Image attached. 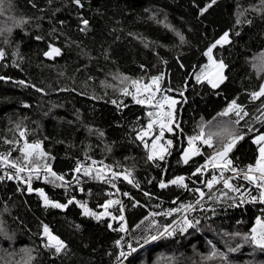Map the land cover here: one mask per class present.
I'll use <instances>...</instances> for the list:
<instances>
[{"label":"trees","instance_id":"1","mask_svg":"<svg viewBox=\"0 0 264 264\" xmlns=\"http://www.w3.org/2000/svg\"><path fill=\"white\" fill-rule=\"evenodd\" d=\"M81 5L0 0V50L5 53L0 59V154L23 164L25 141L41 142L47 153L35 159L41 171L32 179V192L22 178L0 180V264H264V250L243 239L256 218H264L259 198L264 189L243 174L235 179L259 192L255 201L241 202L222 186L206 193V181L221 169L208 162L201 173H193L218 150L216 138L214 147L187 164L182 161L189 137L201 128L207 136L236 120L232 113L218 115L234 99L248 115L233 125L244 138L228 157L246 169L259 155L254 140L264 134V98L253 101L250 93L264 84V0H81ZM225 32L230 42L212 52L226 65L225 80L213 88L196 77L207 68L208 48ZM52 45L60 52L48 60L44 53ZM153 76L161 77L159 90L152 87L155 100L177 101L171 106L173 131L164 129L160 139L172 141L170 147L164 144L171 154L163 161L147 158L160 123L139 139L152 103H137L141 99L132 84H150ZM125 88L131 95L124 94ZM44 164L64 180L45 179ZM109 167L121 170L122 203L109 206L111 216L97 220L75 201L96 213L105 211L106 201H116L106 182ZM86 168L91 176L84 175ZM97 170H103L104 179L92 178ZM128 171L133 183L121 177ZM176 176H184L188 187H159L161 180ZM196 188L205 193L202 199ZM36 189L50 200L74 202L66 209L45 206ZM188 204L195 210L183 207ZM185 217L195 226L181 231ZM44 225L67 246L60 253L45 247ZM167 225L175 233L159 236ZM153 235L159 238L144 243ZM129 245L136 250L129 253Z\"/></svg>","mask_w":264,"mask_h":264},{"label":"snow or ice","instance_id":"2","mask_svg":"<svg viewBox=\"0 0 264 264\" xmlns=\"http://www.w3.org/2000/svg\"><path fill=\"white\" fill-rule=\"evenodd\" d=\"M74 2L81 6V0H74ZM213 3H215V0H212ZM206 9H202L201 11H204ZM83 25L87 26L89 21L88 20H83L82 21ZM11 31V29H9ZM181 40H183V37L181 36ZM229 33L225 32L218 40L215 41L207 50L205 55L209 56V59H212V52L213 49H215L217 46H222L224 44L229 43ZM60 50L58 48H51L50 52L45 53L46 56L54 54H59ZM5 56V53L3 50H0V59H2ZM226 67L222 61H220L218 64H216V68L218 71L216 72L215 76L212 78H209L205 76L204 78L207 79L208 83L211 84L213 88L219 87L221 83L224 82L225 77L223 75V69ZM261 71H264V63L261 64ZM125 80L128 79L127 77L124 78ZM196 79L199 81L201 79L200 76H197ZM161 80L160 76H153L151 77V83L150 84H144L142 86L139 85V81H132L133 86L136 87L137 93L141 91V88L143 91L147 94L145 100H136L137 103H149L153 96L155 95V92L152 90L153 85L156 86V90H159V81ZM20 83H24L23 81H20ZM124 94L125 95H131V93L128 91L127 88L124 89ZM250 97L253 101L255 100H261L264 98V84H261L259 89L256 91H253L250 93ZM177 103L176 100L170 98V97H165L163 102H157L155 105L156 107H163L164 104L169 105L171 107L172 105H175ZM262 109H264V100H262ZM230 113L234 114L236 116V120L234 122H226L222 125L218 126V130L215 132H209L207 136H205L203 128H201V132L198 136H193L188 138V148L183 150V155H182V161L184 164L189 163L190 159L193 156L201 155V150L199 147L196 146V142H201L202 144L206 145L209 148L214 147L213 145V140L214 138L219 140V148L218 150L214 151L212 156L209 158V162L211 163L212 168H219L221 169V175L220 177L213 176L211 179L206 181V187L211 190L213 186L217 183L220 182L221 179H223V185L225 188L232 189L233 191H238L237 188H235L231 183H230V178H223V171L225 169H229L232 172H237V169L232 166V161L228 159V154L232 151V149L235 147L236 143L240 140H242L244 137L243 135H239L237 133V129L233 126L238 125L242 119H244V116L248 115L247 112L243 111L241 105L237 103V101L234 99L232 102L228 105V107L218 115L220 116H228ZM152 113H149V116H151ZM164 117L167 118V123L165 122H160L159 124V135H156L153 140H152V150L150 151L148 155V160L149 161H154V160H160L163 161L166 158V155H170V151L168 147H165L164 145L157 144V141L161 139V137L164 135V129H167L168 132L173 131V121H172V112L168 111L162 114ZM153 123L152 121L149 122L147 126V130L143 131L142 134L139 136V139L141 141L145 140V137L149 136L151 134V130L153 128ZM178 127V126H177ZM21 135L23 136L24 133L21 132ZM254 143L259 145V156L257 157L256 164L255 165H248V172L244 174V179L248 180L252 183H255L258 188L264 189V134L258 133ZM167 145L170 147L172 145V141L168 140ZM145 147H147V143H145ZM21 152L24 153L23 155V164H18L17 162L11 160L9 158V154H0V164H6L8 168L14 169V173H9L7 175V179H21V174L24 172H27L28 175L26 178H22L23 182L27 185V191L32 192L33 188L31 186L32 178L35 176L37 179L39 178L40 171H41V166L39 163L35 162L36 158L43 159L45 156H47V153L43 152L41 149V142H36L34 144H28L27 141H25V146L24 148L20 149ZM159 167V165H157ZM44 170H45V179H48L49 176L53 177L55 180H64V176L62 175H57L54 171H52V168L48 164H44ZM107 167V166H105ZM208 167V162H206L205 165H201L200 167H197L193 175L201 173L204 169ZM77 172L81 171L80 167L76 168ZM84 175L85 176H91L92 175V170L90 168L83 169ZM254 173V174H253ZM119 174L116 172L112 173V176H118ZM131 173L129 172L127 175H124L123 178L124 180H127L128 183H133V180L130 179ZM93 179H104V174L103 170H97L96 175L92 177ZM5 179V176L0 175V180ZM169 185H176L179 187H184L187 188L188 185L185 183V177L184 176H176L174 179L169 180L165 182L164 180H161L159 183L160 188H167ZM115 186V185H113ZM137 187H139V184H136ZM40 196L43 198L45 206H51L54 208L58 209H66L68 205L72 204L74 202V199H70L67 201V203H60L58 201H53L48 198V196L44 193L43 189H36ZM194 191L198 192L201 199L205 196V193L201 191V189L196 188ZM124 195H128V193H124ZM145 195H148L145 193ZM211 198V197H209ZM261 200H264V191H261L260 197ZM253 201L257 199V197H252L251 198ZM77 204H79V207L84 209V214L93 216L97 220L101 219L103 216L108 215L111 216V213L108 212V207L117 204L120 205L121 202L119 200L112 201L108 200L105 202L103 207L105 209L104 212L102 213H96L93 212L91 209L87 207L85 203H80L79 201H75ZM243 202V200H241ZM196 204H200V200L196 201ZM188 210H195L192 204H188L186 206ZM121 211H123V208L121 207ZM173 211H180V209H174ZM171 213H166V215H170ZM150 215L155 216L159 215V213H150ZM112 219H116L115 216H112ZM119 219L123 221L124 217L120 216ZM147 219V217L145 218ZM155 221L153 220V224ZM198 223V221H197ZM183 226L180 228L181 231H186L187 228L194 227L195 225L193 222L187 217L184 218L182 222ZM109 227L111 228L112 225L109 224ZM139 227V225H137ZM121 231H124L125 228L122 225L120 228ZM176 229L172 228V225H167L164 228L163 232H160L159 236H164L168 235L171 236L175 233ZM43 234L45 237L48 239V243L45 245V247H50L54 248L56 253H60L62 250H64L67 246L65 245L64 241L61 240L58 236H55L52 234L50 231L49 227L47 225L43 226ZM239 235V234H237ZM159 236H150L145 239L144 243H149L150 241H155L159 238ZM245 243H251L255 245L257 248H260L264 250V218L262 217H257L256 218V224L253 226L249 234H246L243 237ZM120 242L117 241V244ZM239 247V246H238ZM237 248H230L229 251H237ZM136 249L132 248L131 251H135ZM216 253L214 252L213 255ZM121 256H125L124 252L120 253ZM224 256V259L226 260L227 257L224 254H221ZM29 261L32 259V257L29 255L28 257Z\"/></svg>","mask_w":264,"mask_h":264},{"label":"bare ground","instance_id":"3","mask_svg":"<svg viewBox=\"0 0 264 264\" xmlns=\"http://www.w3.org/2000/svg\"><path fill=\"white\" fill-rule=\"evenodd\" d=\"M52 46H54V45H52ZM51 47V46H50ZM49 47V48H50ZM139 85H144L143 83H139ZM138 85V86H139ZM135 94H136V96L138 97V98H140L141 100H145L146 99V96H147V94L143 91V89L141 88V91L139 92V93H137V91L135 90ZM157 102H163V100H155V98H154V96H153V98L151 99V101H150V103H152V107H151V109H150V112L152 113V115H151V118H150V120L147 122V124H146V128H147V126H148V124H149V122L150 121H152V122H154L153 123V127H154V125L155 124H159L160 122H167V118L166 117H164V116H162L160 119H156L155 118V116H156V112H157V110H159L160 112H162V113H165V112H168V111H171L172 112V119H173V109H172V107H169V105H167V104H164V106L163 107H156L155 105L157 104ZM159 131H160V129L158 128L157 129V131H156V133L157 134H159ZM162 137H164V135L162 136ZM164 140H165V145L166 146H168L167 145V141L169 140L168 138H164ZM213 144H214V140H213ZM196 146L197 147H199V148H201L202 147V152L201 153H203V151L205 150V149H208L209 147H207L206 145H204V144H202L201 142H196ZM259 156V155H258ZM257 156V157H258ZM209 158L210 157H208L207 158V160H206V162H209ZM229 158V157H228ZM230 159V158H229ZM256 160H257V158H256ZM256 160H255V162H254V164H252V165H255L256 164ZM210 163V162H209ZM233 165V164H232ZM6 165H3L2 167H5ZM234 166V165H233ZM234 167H236V166H234ZM237 168V167H236ZM107 170H109V172L106 174V177L108 178V179H106V182H107V185L109 186V188H110V190H111V192H112V194H114L115 196H116V198H117V200H119L121 203H122V198H121V193H120V190H119V188H118V178H120V177H118V176H112V173L113 172H116V173H118V174H120V171L121 170H116V169H114L113 167H109V168H107ZM118 171V172H117ZM129 172V171H128ZM230 173V172H229ZM229 173H227V174H223V178H230V183L235 187V188H237V189H242V187L244 188V186H243V184L240 182V181H238V180H236L235 179V177L236 176H238V175H243V174H245L246 172H239V173H236V172H231L230 174ZM254 174V173H253ZM217 176V177H220V175L221 174H212V176H210L209 178H208V180L209 179H211L213 176ZM124 175H121V177H123ZM231 176H234V179H235V181H233L232 179H231ZM79 179H81V176H79L78 177ZM9 180V179H8ZM113 185H115V186H113ZM217 186H222V187H224V185H223V179H221L220 180V182L219 183H217V184H215L214 186H213V188L214 187H217ZM212 188V189H213ZM211 189V190H212ZM228 189V188H227ZM253 190H250L253 194L255 193V196H251V197H249V198H241V197H239V194H238V192H236V191H233L232 189H230V190H232V192L234 193V195H235V197H237V198H239V199H241V200H243V201H249V200H252L251 198L252 197H257V194L259 193L256 189H254V188H252ZM211 190H209L208 189V191L206 192V193H208V192H210ZM124 218H125V216H123ZM128 252L129 253H131L132 251H131V246L129 245L128 246Z\"/></svg>","mask_w":264,"mask_h":264},{"label":"built area","instance_id":"4","mask_svg":"<svg viewBox=\"0 0 264 264\" xmlns=\"http://www.w3.org/2000/svg\"><path fill=\"white\" fill-rule=\"evenodd\" d=\"M139 86H142V85H139ZM163 113L162 112H160L159 110H157V112H156V116H155V118L156 119H160L163 115H162ZM200 150H201V152H202V147L200 148ZM229 159V158H228ZM233 166V165H232ZM234 167V166H233ZM236 168V167H235ZM237 169V172L236 173H239V172H248V168H246V169H239V168H236ZM14 169H11V168H8L7 166H5V167H1L0 168V175H2V176H5V179H3V180H6L7 178V175L9 174V173H14ZM227 172H232V171H230L229 169H227ZM27 175H28V173H26V172H24V173H22L21 174V177L22 178H26L27 177ZM34 178H36L35 176H33V178L32 179H34ZM13 181H18V179H12ZM236 192H238V194H239V197H241V198H249V197H251V196H255V193L253 194L249 189H245V188H243L242 187V189H238V191H236Z\"/></svg>","mask_w":264,"mask_h":264},{"label":"rangeland","instance_id":"5","mask_svg":"<svg viewBox=\"0 0 264 264\" xmlns=\"http://www.w3.org/2000/svg\"><path fill=\"white\" fill-rule=\"evenodd\" d=\"M219 62L218 61H215L212 57V59L210 60L209 59V56H208V65H207V68L200 74V77L201 79H205L204 77L207 76L209 78H212L215 76L216 72L218 71V69L216 68V64H218ZM223 75H224V69H223ZM207 81V79H205ZM208 82V81H207ZM211 85V84H210ZM173 99V98H172ZM164 100V99H162ZM173 106V105H172ZM157 144L160 145H164L162 143V141L158 140L157 141ZM165 146V145H164ZM166 147V146H165ZM149 148H152V142H150V147ZM188 148V144L187 146L185 147V149ZM182 155H183V152H182ZM47 242H48V239L47 237H45Z\"/></svg>","mask_w":264,"mask_h":264},{"label":"water","instance_id":"6","mask_svg":"<svg viewBox=\"0 0 264 264\" xmlns=\"http://www.w3.org/2000/svg\"><path fill=\"white\" fill-rule=\"evenodd\" d=\"M51 48H58V47H56V46H51L50 48H48L46 51H45V53H47V52H50V50H51ZM59 49V48H58ZM45 53H44V57L46 58V59H48V60H52L54 57H57L58 55L57 54H52V55H49V56H46L45 55Z\"/></svg>","mask_w":264,"mask_h":264}]
</instances>
